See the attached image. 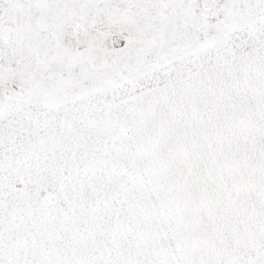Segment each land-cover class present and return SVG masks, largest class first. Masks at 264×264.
<instances>
[{
	"label": "snow or ice",
	"instance_id": "1",
	"mask_svg": "<svg viewBox=\"0 0 264 264\" xmlns=\"http://www.w3.org/2000/svg\"><path fill=\"white\" fill-rule=\"evenodd\" d=\"M0 264H264V0H0Z\"/></svg>",
	"mask_w": 264,
	"mask_h": 264
}]
</instances>
